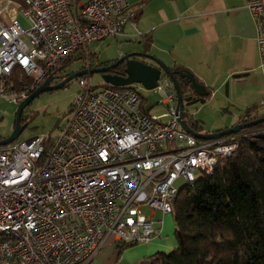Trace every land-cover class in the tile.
I'll use <instances>...</instances> for the list:
<instances>
[{"label":"built area","instance_id":"1","mask_svg":"<svg viewBox=\"0 0 264 264\" xmlns=\"http://www.w3.org/2000/svg\"><path fill=\"white\" fill-rule=\"evenodd\" d=\"M10 3L4 0L0 14ZM244 5L262 63L264 0ZM16 11L26 25L0 20V100L15 105L76 48L85 67L94 66L86 42L114 39L125 25L137 40L145 35L129 0H25ZM81 78L55 135L0 145V264H85L106 241L158 238L152 216L170 214L175 180L189 184L195 170L210 173L236 150L233 134L202 140L180 128L174 87L163 73L152 88L164 108L157 114L143 108L134 83Z\"/></svg>","mask_w":264,"mask_h":264},{"label":"crops","instance_id":"2","mask_svg":"<svg viewBox=\"0 0 264 264\" xmlns=\"http://www.w3.org/2000/svg\"><path fill=\"white\" fill-rule=\"evenodd\" d=\"M10 1L0 20L13 18L26 25L27 19L16 11L25 7V0ZM244 1L129 0L136 29L147 35V52L169 67L188 69L208 91L202 103L188 108L199 132L231 126L250 107L257 106V115L264 114V104L259 103L264 100V61L258 60L255 30ZM3 3L0 0V7ZM123 33L116 36L133 37L128 25ZM91 61L101 62L96 53ZM173 246L167 236L123 248L106 241L85 264H141L143 257Z\"/></svg>","mask_w":264,"mask_h":264},{"label":"trees","instance_id":"3","mask_svg":"<svg viewBox=\"0 0 264 264\" xmlns=\"http://www.w3.org/2000/svg\"><path fill=\"white\" fill-rule=\"evenodd\" d=\"M146 38L140 42L145 52ZM79 49L59 59L49 76L69 74L65 68ZM75 56L83 63L79 68H84L83 56ZM94 57L95 53L88 54L90 61ZM116 69L122 72V64L112 72ZM256 110L257 106L247 108L237 122L264 115H257ZM25 121L20 117V124ZM186 121L192 129L200 130L191 117ZM260 128L264 121L234 133L236 150L231 156L220 158L210 173L202 172L178 188L170 212L174 246L143 257L141 264H264V138L253 137ZM129 245L117 244L119 248Z\"/></svg>","mask_w":264,"mask_h":264},{"label":"rangeland","instance_id":"4","mask_svg":"<svg viewBox=\"0 0 264 264\" xmlns=\"http://www.w3.org/2000/svg\"><path fill=\"white\" fill-rule=\"evenodd\" d=\"M139 49H141L139 40H133V38L123 39L117 36L114 39L106 38L85 43V50L88 52L94 51L97 55V59L101 61L113 60L122 53ZM75 55H78L77 52L72 55L73 61L65 68L68 73L77 69L82 62L80 60L81 58ZM80 77L89 85H97L102 82L100 74L92 73L72 78L65 86L60 88L43 91L37 94L22 108L21 117L26 119L25 126L13 141L26 140L35 135H42L45 137L55 135L58 132V128L64 123L73 95L80 90L77 83ZM134 86L138 88V93L143 99L144 109L154 114L163 112L164 108L156 103L158 97L152 89L146 90L136 83H134ZM15 108V104L0 100V139L5 137L12 129ZM193 173L195 176L200 174L198 170H195ZM183 184L184 180L181 177L177 178L174 182L177 188H180ZM142 211L144 213L149 212L147 209H142ZM152 219L154 220L153 225L160 227L162 230V234H160L161 238L167 236L169 242L174 241L172 216L170 214H165L161 217L159 211H154Z\"/></svg>","mask_w":264,"mask_h":264},{"label":"water","instance_id":"5","mask_svg":"<svg viewBox=\"0 0 264 264\" xmlns=\"http://www.w3.org/2000/svg\"><path fill=\"white\" fill-rule=\"evenodd\" d=\"M137 57L146 58L149 62ZM121 64V73L112 72V69ZM92 73L100 74V78L103 83L117 86L136 83L141 85L146 90L152 89L155 86L156 79L160 73L165 74L170 79L174 87L176 98L175 108L178 112L179 126L186 133L197 139L209 140L234 134L243 128L250 127L264 121L263 115L244 122H236L231 126L214 132H199L192 129L186 121L187 117L192 115L188 111V108L195 103H202L208 95V91L203 84L195 79L193 74L188 69H171L154 55L140 49L122 53L119 57L105 65L84 67L74 70L53 84H50V82L57 79V76H47L26 96L24 100L20 101L16 105L12 129L5 137L0 139V145L13 141L25 126V124H20L22 108L28 104L33 97L43 91L60 88L72 78ZM177 78H180L182 82L178 83ZM253 137L264 138V133H255Z\"/></svg>","mask_w":264,"mask_h":264},{"label":"flooded vegetation","instance_id":"6","mask_svg":"<svg viewBox=\"0 0 264 264\" xmlns=\"http://www.w3.org/2000/svg\"><path fill=\"white\" fill-rule=\"evenodd\" d=\"M137 58H140V57H137ZM140 59H142V60H144V61H146V62H149V60L146 59V58H140ZM114 71H116L117 73H121V72L118 71V69H116V70H114ZM59 80H60V79L57 77V79L52 80V81L50 82V84L56 83V82H58Z\"/></svg>","mask_w":264,"mask_h":264}]
</instances>
